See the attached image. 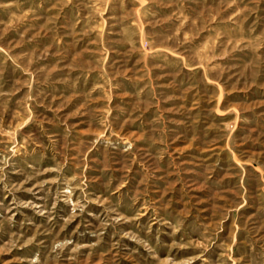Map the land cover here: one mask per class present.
I'll list each match as a JSON object with an SVG mask.
<instances>
[{
    "label": "rangeland",
    "instance_id": "374dc122",
    "mask_svg": "<svg viewBox=\"0 0 264 264\" xmlns=\"http://www.w3.org/2000/svg\"><path fill=\"white\" fill-rule=\"evenodd\" d=\"M0 264H264V0H0Z\"/></svg>",
    "mask_w": 264,
    "mask_h": 264
}]
</instances>
